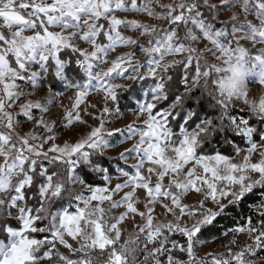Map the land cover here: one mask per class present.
<instances>
[{
  "label": "snow or ice",
  "instance_id": "obj_1",
  "mask_svg": "<svg viewBox=\"0 0 264 264\" xmlns=\"http://www.w3.org/2000/svg\"><path fill=\"white\" fill-rule=\"evenodd\" d=\"M0 264H264V0H0Z\"/></svg>",
  "mask_w": 264,
  "mask_h": 264
},
{
  "label": "rangeland",
  "instance_id": "obj_2",
  "mask_svg": "<svg viewBox=\"0 0 264 264\" xmlns=\"http://www.w3.org/2000/svg\"><path fill=\"white\" fill-rule=\"evenodd\" d=\"M162 2H168V0H162ZM213 2L218 3L219 0H213ZM229 15L230 14L227 11H225V13L221 16V19L222 20H227ZM128 18L129 19L135 18L139 22H143V23H156V21H152L151 19L147 18L146 16H131L130 15ZM124 34L125 35H130L131 33H124ZM137 55H139V53H137ZM255 91H256V88H253V92H255ZM46 94H47V92H46V89H45V91H43V92L36 93L34 98L40 99L41 97L45 96ZM60 99L65 105L70 103V101L65 99L64 97H61ZM160 211H161V209L158 207L157 208V213H159ZM241 239H243V238H241ZM221 240H223V237H221ZM221 240H216V239L212 240L211 244L205 245V246H203L200 249V254L204 255V254H206L207 252H210V251H222L223 249L221 247Z\"/></svg>",
  "mask_w": 264,
  "mask_h": 264
},
{
  "label": "trees",
  "instance_id": "obj_3",
  "mask_svg": "<svg viewBox=\"0 0 264 264\" xmlns=\"http://www.w3.org/2000/svg\"><path fill=\"white\" fill-rule=\"evenodd\" d=\"M122 103H123V101H122ZM167 101L166 102H164V104L163 105H161V107H165V106H167ZM245 118H248V117H245ZM213 147H215V146H217V145H212ZM240 211V209H235V212H239ZM245 213H247V209H245ZM231 223V219H228V220H222L221 222H220V226H225V225H227V224H230ZM177 239L179 240V237H177ZM212 240H214L215 239V237L213 236L212 238H211Z\"/></svg>",
  "mask_w": 264,
  "mask_h": 264
}]
</instances>
